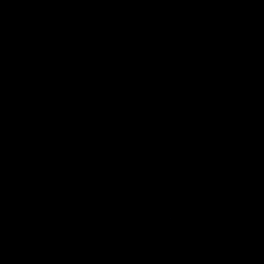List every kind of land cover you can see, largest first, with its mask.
I'll use <instances>...</instances> for the list:
<instances>
[{
    "label": "water",
    "instance_id": "obj_1",
    "mask_svg": "<svg viewBox=\"0 0 264 264\" xmlns=\"http://www.w3.org/2000/svg\"><path fill=\"white\" fill-rule=\"evenodd\" d=\"M0 264H264V0H0Z\"/></svg>",
    "mask_w": 264,
    "mask_h": 264
}]
</instances>
